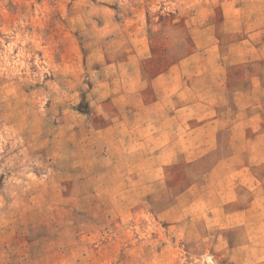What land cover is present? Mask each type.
Instances as JSON below:
<instances>
[{
	"label": "rangeland",
	"instance_id": "1",
	"mask_svg": "<svg viewBox=\"0 0 264 264\" xmlns=\"http://www.w3.org/2000/svg\"><path fill=\"white\" fill-rule=\"evenodd\" d=\"M233 15L227 44L264 56V0H0V264H239L264 123L237 133L249 165L157 114L216 41L202 29Z\"/></svg>",
	"mask_w": 264,
	"mask_h": 264
},
{
	"label": "crops",
	"instance_id": "2",
	"mask_svg": "<svg viewBox=\"0 0 264 264\" xmlns=\"http://www.w3.org/2000/svg\"><path fill=\"white\" fill-rule=\"evenodd\" d=\"M240 20V16L233 15L213 27V30H209L210 27L202 29L203 33L211 34L216 41L203 48H195L192 54L194 67L190 75L176 90L172 106H162L157 114L183 111L187 119L185 123H189L184 126L186 131L190 128L208 131V136L195 144L196 150L203 151L202 155L219 154L221 148L230 145L242 146L245 156L240 161H250V165L256 162V154L249 148L250 144L237 133L244 122L259 120L264 123V75L259 68L264 56L257 54L241 57L238 40L242 38L237 37L236 41L227 44L226 35L238 36L241 33L237 26ZM227 21L236 23V26H226ZM195 123L197 126H190ZM229 139H232L231 143ZM261 146H264V142ZM187 152L195 153V150L189 149ZM225 159V156H218L214 164ZM260 161L264 162V158ZM244 178L245 184L253 185V188L250 186L252 190H258L262 197L259 214L245 220L246 235L230 247L231 257L239 264H248L255 253L264 251V174L258 176L246 170ZM254 208L246 206L244 215L249 211L255 213Z\"/></svg>",
	"mask_w": 264,
	"mask_h": 264
}]
</instances>
